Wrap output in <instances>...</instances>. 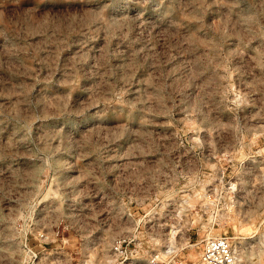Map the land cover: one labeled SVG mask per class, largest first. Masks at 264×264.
<instances>
[{
    "label": "rangeland",
    "instance_id": "1",
    "mask_svg": "<svg viewBox=\"0 0 264 264\" xmlns=\"http://www.w3.org/2000/svg\"><path fill=\"white\" fill-rule=\"evenodd\" d=\"M60 219L264 264V0H0V264Z\"/></svg>",
    "mask_w": 264,
    "mask_h": 264
},
{
    "label": "built area",
    "instance_id": "2",
    "mask_svg": "<svg viewBox=\"0 0 264 264\" xmlns=\"http://www.w3.org/2000/svg\"><path fill=\"white\" fill-rule=\"evenodd\" d=\"M70 230L71 226L60 219L50 231L23 232L19 239L21 264H133L136 260H141L142 264H181L179 260L154 259L149 247L136 242L132 234L109 237L105 245L100 246L99 254L93 252L94 246H87L90 251L86 248L83 254L72 257L62 251ZM64 232L65 238L59 237V233L61 236ZM57 239L59 243H55ZM236 256L226 236H211L202 241L195 264H239Z\"/></svg>",
    "mask_w": 264,
    "mask_h": 264
},
{
    "label": "bare ground",
    "instance_id": "3",
    "mask_svg": "<svg viewBox=\"0 0 264 264\" xmlns=\"http://www.w3.org/2000/svg\"><path fill=\"white\" fill-rule=\"evenodd\" d=\"M239 263V262H238Z\"/></svg>",
    "mask_w": 264,
    "mask_h": 264
}]
</instances>
